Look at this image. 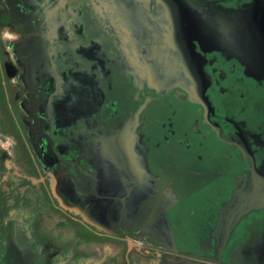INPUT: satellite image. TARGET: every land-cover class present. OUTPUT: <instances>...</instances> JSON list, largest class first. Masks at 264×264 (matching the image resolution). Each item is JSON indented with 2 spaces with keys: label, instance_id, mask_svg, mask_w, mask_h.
<instances>
[{
  "label": "flooded vegetation",
  "instance_id": "flooded-vegetation-1",
  "mask_svg": "<svg viewBox=\"0 0 264 264\" xmlns=\"http://www.w3.org/2000/svg\"><path fill=\"white\" fill-rule=\"evenodd\" d=\"M191 13L250 28L257 39L206 42L190 32ZM4 26L20 45L13 53L0 35L17 129L0 131L15 140L21 169L40 179L38 201L60 209L84 239L112 242L116 264H264V208L241 221L222 251L211 237L237 177L264 166V0H0ZM180 73L191 88L175 80ZM68 81L81 90L63 92ZM134 114L129 130L141 132L145 175L102 158V141L120 139ZM66 179L80 196L102 187L85 213L60 205L54 188ZM111 185L114 202L124 189L133 199L129 219L113 228L96 222ZM170 199L177 252L144 223L162 218Z\"/></svg>",
  "mask_w": 264,
  "mask_h": 264
},
{
  "label": "water",
  "instance_id": "water-1",
  "mask_svg": "<svg viewBox=\"0 0 264 264\" xmlns=\"http://www.w3.org/2000/svg\"><path fill=\"white\" fill-rule=\"evenodd\" d=\"M187 18V24L192 34L198 33L202 40L206 42H215L226 46L228 43L231 46L234 42L238 45L245 41H252L257 39L254 31L250 28L238 29L236 25L227 23L218 18L211 17L208 13H191L184 14ZM169 21H174L170 16ZM176 22V21H175ZM246 49V46L243 45ZM243 52V51H242ZM244 53V52H243ZM87 76V75H85ZM172 79V77H169ZM161 76L159 77V81ZM178 84L186 86L188 89L192 87V77L187 76L186 73L179 74ZM93 88H97V85L91 84ZM90 86V87H91ZM79 83H75L74 87L71 82L68 81L63 84V92L71 91L72 88L81 90ZM65 96H63L64 98ZM139 119L138 115L134 114L124 120L126 125V131L121 132L119 137H108L102 141L103 157L106 165L114 166L115 160L118 164L120 161L126 166L137 165L141 171H138V175H145V168L147 166L146 161V147L142 142V135L137 126V130H129L130 119ZM122 134V135H121ZM125 151V154H121ZM111 175V174H110ZM113 175V174H112ZM154 184V179H153ZM145 185V184H143ZM102 187L100 184L97 185L96 192H90L89 196H80L74 184L70 180H62L57 183L54 188L55 196L60 200V205L65 209L78 208L81 213H85L87 207H90L96 198L100 197ZM142 192H153L154 186L142 189ZM110 200L103 201L101 206L97 210L98 224H108L114 226L117 221L122 219H129V209L132 204V198L129 195V190H122V203L114 202L113 187L109 189ZM150 194V193H148ZM173 200V199H172ZM170 202L163 206L162 218L153 220L150 223V217L147 216L144 220L146 230L153 235L158 242L167 246L168 248L177 252L174 242V236L170 225L169 218L167 216V207L171 204ZM169 208V207H168ZM264 208V166L262 168H253L250 173L243 174L237 177L233 194L229 201L224 203L220 208L218 220L215 228L211 233V237L216 240L219 250L222 251L228 242L234 235L235 229L246 218L251 212ZM161 216V214H160ZM106 227V225H105Z\"/></svg>",
  "mask_w": 264,
  "mask_h": 264
},
{
  "label": "rangeland",
  "instance_id": "rangeland-1",
  "mask_svg": "<svg viewBox=\"0 0 264 264\" xmlns=\"http://www.w3.org/2000/svg\"><path fill=\"white\" fill-rule=\"evenodd\" d=\"M0 35L13 53L20 48L15 30L4 26ZM16 148L12 136L0 131V264H116L112 242L84 239L60 209L38 201L41 181L21 169ZM20 227L27 229L24 237Z\"/></svg>",
  "mask_w": 264,
  "mask_h": 264
},
{
  "label": "trees",
  "instance_id": "trees-1",
  "mask_svg": "<svg viewBox=\"0 0 264 264\" xmlns=\"http://www.w3.org/2000/svg\"><path fill=\"white\" fill-rule=\"evenodd\" d=\"M0 130L6 131L7 128L11 127L17 129L16 123L13 119L11 110L8 106L6 92L2 83V77L0 72Z\"/></svg>",
  "mask_w": 264,
  "mask_h": 264
},
{
  "label": "bare ground",
  "instance_id": "bare-ground-1",
  "mask_svg": "<svg viewBox=\"0 0 264 264\" xmlns=\"http://www.w3.org/2000/svg\"><path fill=\"white\" fill-rule=\"evenodd\" d=\"M125 6V5H124Z\"/></svg>",
  "mask_w": 264,
  "mask_h": 264
}]
</instances>
